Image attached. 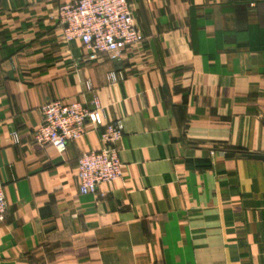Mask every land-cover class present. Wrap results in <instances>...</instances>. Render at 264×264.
Wrapping results in <instances>:
<instances>
[{
  "label": "crops",
  "instance_id": "1",
  "mask_svg": "<svg viewBox=\"0 0 264 264\" xmlns=\"http://www.w3.org/2000/svg\"><path fill=\"white\" fill-rule=\"evenodd\" d=\"M73 1L0 0V264H264V0H129L143 40L118 62L64 40ZM95 98L124 128L102 198L77 176L101 129L33 138L44 103Z\"/></svg>",
  "mask_w": 264,
  "mask_h": 264
},
{
  "label": "built area",
  "instance_id": "2",
  "mask_svg": "<svg viewBox=\"0 0 264 264\" xmlns=\"http://www.w3.org/2000/svg\"><path fill=\"white\" fill-rule=\"evenodd\" d=\"M58 19L64 40H80L93 58L104 55L111 61H121L127 49L143 40L129 0H75L58 7ZM124 77L122 72L113 70L107 79L114 84ZM41 114L42 122L33 131L34 141L52 145L61 154L70 142L79 140L90 129H101V148L79 156L77 176L81 194L104 197L106 193L100 186L120 179L124 172L119 149L122 122L108 121L97 98L91 106L76 100H52L41 106ZM13 137L20 141L17 132ZM7 211L5 186L0 177V222L6 220Z\"/></svg>",
  "mask_w": 264,
  "mask_h": 264
},
{
  "label": "water",
  "instance_id": "3",
  "mask_svg": "<svg viewBox=\"0 0 264 264\" xmlns=\"http://www.w3.org/2000/svg\"><path fill=\"white\" fill-rule=\"evenodd\" d=\"M244 156L250 159L264 160V155L262 154L246 153Z\"/></svg>",
  "mask_w": 264,
  "mask_h": 264
}]
</instances>
